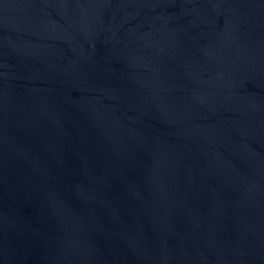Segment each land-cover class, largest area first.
Listing matches in <instances>:
<instances>
[{"label":"water","instance_id":"water-1","mask_svg":"<svg viewBox=\"0 0 264 264\" xmlns=\"http://www.w3.org/2000/svg\"><path fill=\"white\" fill-rule=\"evenodd\" d=\"M0 264H264V0H0Z\"/></svg>","mask_w":264,"mask_h":264}]
</instances>
